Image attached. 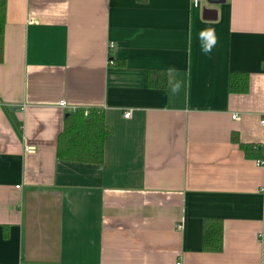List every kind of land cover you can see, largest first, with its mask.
<instances>
[{
    "label": "crops",
    "instance_id": "0c3cea01",
    "mask_svg": "<svg viewBox=\"0 0 264 264\" xmlns=\"http://www.w3.org/2000/svg\"><path fill=\"white\" fill-rule=\"evenodd\" d=\"M3 41L0 264H264V0H6ZM76 107L101 162L57 159Z\"/></svg>",
    "mask_w": 264,
    "mask_h": 264
},
{
    "label": "trees",
    "instance_id": "16d2710c",
    "mask_svg": "<svg viewBox=\"0 0 264 264\" xmlns=\"http://www.w3.org/2000/svg\"><path fill=\"white\" fill-rule=\"evenodd\" d=\"M6 0H0V61L3 53V32ZM154 74L155 70L152 69ZM229 92H243L247 89L248 77L239 71H230L227 78ZM151 85L164 86L166 74L159 77L149 74ZM87 112L85 113V110ZM111 131L105 122L103 112L98 107H76L64 117L63 128L58 135L56 156L63 160H81L86 162H101L103 159L104 138ZM245 154L258 157L259 154L252 144H240ZM221 221L205 219L203 225V247L219 249L221 247Z\"/></svg>",
    "mask_w": 264,
    "mask_h": 264
},
{
    "label": "clouds",
    "instance_id": "9594fccd",
    "mask_svg": "<svg viewBox=\"0 0 264 264\" xmlns=\"http://www.w3.org/2000/svg\"><path fill=\"white\" fill-rule=\"evenodd\" d=\"M199 40L201 42V50L204 54H210L218 43V38L213 28L203 29L199 33ZM179 83L173 86L172 91L179 90Z\"/></svg>",
    "mask_w": 264,
    "mask_h": 264
},
{
    "label": "built area",
    "instance_id": "2783aa9c",
    "mask_svg": "<svg viewBox=\"0 0 264 264\" xmlns=\"http://www.w3.org/2000/svg\"><path fill=\"white\" fill-rule=\"evenodd\" d=\"M200 1L201 0H192V2H193V4L194 5H197V4H199L200 3ZM65 102L64 101H61V104H64ZM87 112V109L85 110V113ZM130 114V110H126V111H124V113H123V116H125V117H127L128 115ZM236 116V114H232V117H235ZM261 123L262 124H264V118H262L261 119ZM34 148L32 147V146H27L26 147V150L28 151H32ZM257 163H264V160H262V159H257ZM175 264H181V262L179 261V260H177L176 261V263Z\"/></svg>",
    "mask_w": 264,
    "mask_h": 264
}]
</instances>
